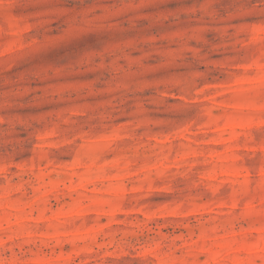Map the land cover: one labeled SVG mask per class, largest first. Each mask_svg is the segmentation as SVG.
<instances>
[{
    "label": "rangeland",
    "instance_id": "1",
    "mask_svg": "<svg viewBox=\"0 0 264 264\" xmlns=\"http://www.w3.org/2000/svg\"><path fill=\"white\" fill-rule=\"evenodd\" d=\"M0 264H264V0H0Z\"/></svg>",
    "mask_w": 264,
    "mask_h": 264
}]
</instances>
